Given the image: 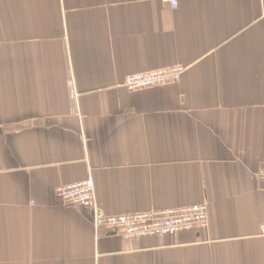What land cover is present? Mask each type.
Masks as SVG:
<instances>
[{
    "label": "crops",
    "instance_id": "crops-1",
    "mask_svg": "<svg viewBox=\"0 0 264 264\" xmlns=\"http://www.w3.org/2000/svg\"><path fill=\"white\" fill-rule=\"evenodd\" d=\"M171 66L178 82L129 92ZM264 0H0V264H264ZM207 204L204 231L96 234Z\"/></svg>",
    "mask_w": 264,
    "mask_h": 264
},
{
    "label": "built area",
    "instance_id": "built-area-1",
    "mask_svg": "<svg viewBox=\"0 0 264 264\" xmlns=\"http://www.w3.org/2000/svg\"><path fill=\"white\" fill-rule=\"evenodd\" d=\"M166 2L171 8L176 7V0H166ZM184 72L185 68L182 66L139 72L126 77L122 86L129 92L163 87L178 82ZM256 178L264 184V168L257 171ZM55 193L65 206L91 211V224L97 235L113 234L125 239L164 238L181 233L204 231L208 226L206 203L167 210L104 216L97 208L95 188L91 178L60 186ZM261 235L264 236V226L261 228Z\"/></svg>",
    "mask_w": 264,
    "mask_h": 264
}]
</instances>
